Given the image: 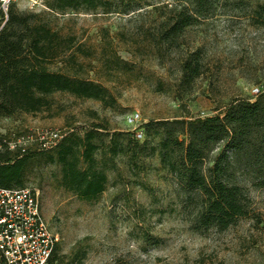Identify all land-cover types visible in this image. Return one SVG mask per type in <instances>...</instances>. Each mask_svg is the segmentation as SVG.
Returning <instances> with one entry per match:
<instances>
[{"label": "rangeland", "instance_id": "rangeland-1", "mask_svg": "<svg viewBox=\"0 0 264 264\" xmlns=\"http://www.w3.org/2000/svg\"><path fill=\"white\" fill-rule=\"evenodd\" d=\"M108 1L112 2L110 13L101 9L53 11L47 6L52 0L0 4V33L10 40L17 38L10 28L4 29L12 6L96 53L104 45L103 34H108L112 51L128 63V71L96 74L100 64L95 58L77 57L85 65L82 75L111 90L112 108L66 93L34 91V97L41 99L38 111L1 118L2 134L57 130L66 136L102 126L106 130L99 131L104 134L132 139L126 117L136 111L143 130L138 143L149 141L130 169L124 154L113 158L103 154L109 137L94 140L109 169L105 190L92 200L63 187L60 165L44 160L54 149L44 150L43 159L27 167L24 187L38 193L42 215L59 236L51 264H264V189L255 185L241 165L233 166L229 174L244 188L250 202L248 215L225 231H194L193 209L186 203L190 193L161 166L157 153L145 155L158 139L148 138L144 131L149 122L221 116L233 100L256 99L253 90H264V27L254 25L251 17L264 0H213L205 17L186 28L172 46L163 45L159 51L147 36L156 35L161 15L182 0ZM194 52L202 74L188 91L186 86L178 87L179 66ZM29 57L30 68L39 70L42 64ZM59 66L52 64L48 69L55 71ZM123 139H115L118 150L125 146ZM29 149L39 152L35 146ZM220 149L213 148L204 166L211 165ZM191 196L198 198L197 193Z\"/></svg>", "mask_w": 264, "mask_h": 264}, {"label": "trees", "instance_id": "trees-1", "mask_svg": "<svg viewBox=\"0 0 264 264\" xmlns=\"http://www.w3.org/2000/svg\"><path fill=\"white\" fill-rule=\"evenodd\" d=\"M212 3L213 0H182L180 5L169 9L165 6L168 13L161 15L156 35L147 36L149 43L156 50L163 45L172 46L186 28L206 16ZM47 6L59 12L113 11L112 2L108 0H52ZM152 10L158 9L153 7ZM251 19L254 25L264 27V3L254 8ZM7 28L14 31L17 38L10 40L0 33V119L38 111L41 99L34 97V91L44 95L66 93L78 99L98 101L106 108L114 106L111 90L86 73L82 75L85 65L77 61V57L95 58L100 64L96 74L128 71V63L112 51L108 34H103L104 45L96 53L75 44L73 37L60 36L45 24L35 22L32 15L17 13L12 6L7 11L4 29ZM29 55L42 64L39 70L30 68ZM52 64L60 66L51 71L48 66ZM179 68L178 87L186 86L190 91L192 83L202 74L196 53L184 59ZM99 129L106 130L102 126H92L82 134L68 133L44 158L45 162L60 165L63 187L84 200H92L105 190L109 168L103 154L107 153L111 158L118 153L124 154L131 169L149 145L148 140L140 145L132 133V139H126L124 134L109 135ZM144 131L148 138L158 139L145 155L157 153L161 166L174 176L183 191L190 193L186 203L193 209L192 230L225 231L248 215L249 199L229 170L241 165L255 185L264 189V94L253 102L231 101L221 116L162 119L147 123ZM101 136L109 137L107 151L103 154L94 142ZM117 138L125 139V146L119 150L115 144ZM216 146L221 147L220 151L210 166H204ZM44 156V151L30 149L23 155L16 151L0 152V188H24L27 167ZM191 193H197L198 198L192 197ZM56 248L48 264L52 263Z\"/></svg>", "mask_w": 264, "mask_h": 264}, {"label": "built area", "instance_id": "built-area-1", "mask_svg": "<svg viewBox=\"0 0 264 264\" xmlns=\"http://www.w3.org/2000/svg\"><path fill=\"white\" fill-rule=\"evenodd\" d=\"M10 0H0L5 6ZM264 94L255 88L253 96ZM136 140L143 138L142 119L134 111L126 117ZM64 137L57 130H37L6 136L0 132V152L26 153L35 146L39 151L54 148ZM59 236L44 219L38 193L30 188H0V264H48Z\"/></svg>", "mask_w": 264, "mask_h": 264}]
</instances>
